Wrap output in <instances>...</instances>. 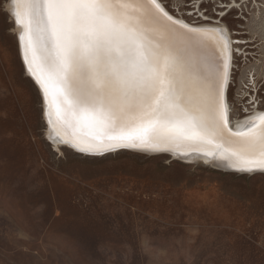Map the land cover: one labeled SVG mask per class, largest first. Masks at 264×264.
Returning a JSON list of instances; mask_svg holds the SVG:
<instances>
[{"label":"rangeland","instance_id":"374dc122","mask_svg":"<svg viewBox=\"0 0 264 264\" xmlns=\"http://www.w3.org/2000/svg\"><path fill=\"white\" fill-rule=\"evenodd\" d=\"M9 1L0 0V264H264V174L165 153L89 155L49 139ZM177 2L178 18L223 19L241 41L231 118L263 110L264 42L250 28L264 0L223 18Z\"/></svg>","mask_w":264,"mask_h":264},{"label":"snow or ice","instance_id":"6c2138e0","mask_svg":"<svg viewBox=\"0 0 264 264\" xmlns=\"http://www.w3.org/2000/svg\"><path fill=\"white\" fill-rule=\"evenodd\" d=\"M172 3L11 0L23 63L43 94L49 139L89 155L196 154L236 172L264 173V111L230 126L227 92L240 67L234 53L242 54L233 45L241 41L223 19L194 26L170 13ZM192 3L200 12L219 9L220 18L249 6ZM250 33L264 42V14L253 17Z\"/></svg>","mask_w":264,"mask_h":264},{"label":"bare ground","instance_id":"6f19581e","mask_svg":"<svg viewBox=\"0 0 264 264\" xmlns=\"http://www.w3.org/2000/svg\"><path fill=\"white\" fill-rule=\"evenodd\" d=\"M11 8H12V5H11V0L9 1V4H8V10L11 12ZM171 13V12H170ZM172 14V13H171ZM177 17V16H176ZM182 19H184V18H182ZM187 23H189V24H192V25H194V26H208V27H214V26H216L215 24H206V23H203V22H200V23H191V22H189V21H187L186 19H184ZM18 27V26H17ZM18 30H17V32H18V34H19V31H20V29L19 28H17ZM234 40V39H233ZM233 47H234V45H233ZM235 48V47H234ZM21 56H22V54H21ZM23 59V58H22ZM32 79V78H31ZM32 81H33V83L36 85V83H35V81L32 79ZM37 87H38V85H36ZM38 89H39V87H38ZM229 90H228V92H227V96H229V93H230V84H229V88H228ZM39 91H40V89H39ZM41 92V91H40ZM41 94H42V92H41ZM42 97H43V94H42ZM259 111H264V109L263 110H255L254 112H251L250 114H247V115H244V117H240V118H237V119H235V120H233L232 118H231V114H230V119H231V127H233V128H235L236 127V125L238 124V123H242L248 116H250V115H253V114H255L256 112H259ZM243 118H245V119H243ZM43 119H44V122L46 123V125L49 127V125H48V122H47V118H46V116H45V111H44V114H43ZM48 132H49V135L51 134V130H50V128H49V130H48ZM57 144V143H56ZM57 145H59V144H57ZM61 145H64V144H61ZM75 150V149H74ZM118 150H122V149H118ZM118 150H116V151H118ZM126 150H128V149H126ZM131 151H134V150H131ZM113 152H115V151H113ZM135 152H142V153H146V154H161V153H165V155L166 154H169V155H173L171 152H144V151H135ZM173 156H176V155H173ZM172 156V157H173ZM177 158H179V159H182V160H195V159H201V162L202 163H204L206 160H207V162H205L206 164H208L209 166H217L220 170H222V171H225V172H228V173H234V174H239V175H257V174H264V173H253V174H248V173H242V172H236V171H234V170H232V169H230L229 167H227V164H226V162L225 161H220V160H217V159H215V158H207V157H203V156H197L196 154H193V155H191V156H186V157H179V156H176Z\"/></svg>","mask_w":264,"mask_h":264},{"label":"water","instance_id":"95a60500","mask_svg":"<svg viewBox=\"0 0 264 264\" xmlns=\"http://www.w3.org/2000/svg\"><path fill=\"white\" fill-rule=\"evenodd\" d=\"M29 75V74H28ZM30 76V75H29ZM31 77V76H30ZM32 78V77H31ZM128 150H132V149H128ZM134 151H137V150H134Z\"/></svg>","mask_w":264,"mask_h":264}]
</instances>
